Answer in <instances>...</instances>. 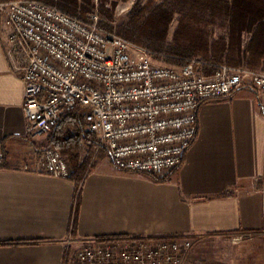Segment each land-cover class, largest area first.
Wrapping results in <instances>:
<instances>
[{
    "label": "crops",
    "instance_id": "crops-1",
    "mask_svg": "<svg viewBox=\"0 0 264 264\" xmlns=\"http://www.w3.org/2000/svg\"><path fill=\"white\" fill-rule=\"evenodd\" d=\"M10 30L0 14V264H63L88 238L264 234V114L247 87L201 103L197 136L165 181L99 159L75 221L77 183L38 167L48 135L27 134Z\"/></svg>",
    "mask_w": 264,
    "mask_h": 264
},
{
    "label": "built area",
    "instance_id": "built-area-1",
    "mask_svg": "<svg viewBox=\"0 0 264 264\" xmlns=\"http://www.w3.org/2000/svg\"><path fill=\"white\" fill-rule=\"evenodd\" d=\"M0 14L11 29L7 56L25 83L29 136L48 135L79 105L86 130L119 169L163 178L194 142L203 101L247 87L264 114V71L220 65L207 76L196 59L155 64L150 50L102 27L98 13L80 18L41 0L0 2ZM38 167L59 178L73 172L55 147L42 151ZM191 246L183 235L88 238L63 264H183Z\"/></svg>",
    "mask_w": 264,
    "mask_h": 264
},
{
    "label": "trees",
    "instance_id": "trees-1",
    "mask_svg": "<svg viewBox=\"0 0 264 264\" xmlns=\"http://www.w3.org/2000/svg\"><path fill=\"white\" fill-rule=\"evenodd\" d=\"M4 1L8 0H0ZM41 1L57 6L68 14L80 18L87 17L79 10V0ZM84 2L90 4L92 0ZM152 3L149 1L141 5L138 2L134 5L128 20L117 27L116 33L146 47L156 58L163 59L166 64L172 66L184 67L196 59L200 62V70L207 76L213 75L220 65L257 68L262 64L264 0H164L156 5ZM177 7L186 10L181 9L183 16L179 19L173 40L168 41ZM104 11V14L108 12ZM217 18L222 19L226 33L215 39V31L210 29L209 25H213V20ZM100 25L106 29H114L102 18ZM87 124L82 107L76 106L66 112L48 134L45 147L58 148L71 159L73 174L70 178L78 185L75 221L78 217L83 180L95 165L92 164L89 169L92 156L82 157V152L85 145L89 144L92 152L98 146L96 136L86 130ZM148 175L157 181L169 178Z\"/></svg>",
    "mask_w": 264,
    "mask_h": 264
},
{
    "label": "rangeland",
    "instance_id": "rangeland-1",
    "mask_svg": "<svg viewBox=\"0 0 264 264\" xmlns=\"http://www.w3.org/2000/svg\"><path fill=\"white\" fill-rule=\"evenodd\" d=\"M84 1L85 0H79V10L82 11L81 13L83 15L86 16L89 13L96 12L100 15V19L102 18L105 22L114 27L113 30H108L117 32V27L128 20L131 9L138 2L141 5H145L149 1H152V4L156 5L164 0H92L90 4ZM181 9L183 11L186 10L181 7L175 8L177 12L174 15L175 20L170 26L168 41L173 40L175 30L179 25V19L183 16L180 13ZM104 10L108 12L106 11L107 13L104 14ZM109 15H111V17ZM214 20L213 25H209V28L214 29V36L215 39H217L219 35L225 34L226 31L225 27L222 25V19L217 18L215 21ZM151 59L155 64L172 66L166 64L163 59L156 58L154 55L151 56ZM262 59H264V57H262ZM261 63L262 64L257 68H249L246 66H243V68L264 71V60H262ZM96 139L98 141V146L93 149L94 153L91 151V146H89V144L88 146L85 145L82 152V157H86L87 155H90V157L92 156L88 166L89 169L92 164H96L99 159L107 156V149L100 146L97 136ZM46 144L47 139L45 140L44 147L47 146ZM64 155L68 158L72 166L70 157L66 154ZM190 239L192 240V238ZM183 264H264V234L249 233L244 235L242 233H233L229 235L206 236L197 240H192V246L185 254Z\"/></svg>",
    "mask_w": 264,
    "mask_h": 264
}]
</instances>
